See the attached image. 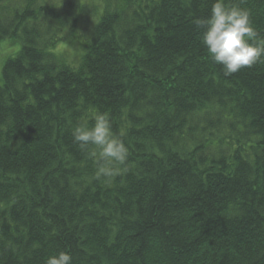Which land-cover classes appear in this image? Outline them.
Returning a JSON list of instances; mask_svg holds the SVG:
<instances>
[{
	"label": "trees",
	"instance_id": "trees-1",
	"mask_svg": "<svg viewBox=\"0 0 264 264\" xmlns=\"http://www.w3.org/2000/svg\"><path fill=\"white\" fill-rule=\"evenodd\" d=\"M215 0H0L20 43L0 82V264H264V56L224 75ZM248 10L264 44V0ZM80 43L75 65L53 54ZM107 113L129 149L96 179L72 130Z\"/></svg>",
	"mask_w": 264,
	"mask_h": 264
},
{
	"label": "clouds",
	"instance_id": "clouds-1",
	"mask_svg": "<svg viewBox=\"0 0 264 264\" xmlns=\"http://www.w3.org/2000/svg\"><path fill=\"white\" fill-rule=\"evenodd\" d=\"M203 26L202 43L213 60L223 66L224 75H232L251 67L264 56V44L255 42L256 32L248 10L228 6L225 0H215L207 19H196ZM74 141L81 150L91 151L96 163V179H110L122 174L128 162L129 149L120 134L113 131L107 113L98 112L94 123L78 124L72 130ZM72 256L60 251L47 258L46 264H71Z\"/></svg>",
	"mask_w": 264,
	"mask_h": 264
},
{
	"label": "rangeland",
	"instance_id": "rangeland-1",
	"mask_svg": "<svg viewBox=\"0 0 264 264\" xmlns=\"http://www.w3.org/2000/svg\"><path fill=\"white\" fill-rule=\"evenodd\" d=\"M19 49V42H14L11 40L0 41V82L3 64L9 58L14 57L18 53ZM51 51L53 54L60 56L70 65H75L82 55L80 43L74 41L60 43Z\"/></svg>",
	"mask_w": 264,
	"mask_h": 264
}]
</instances>
